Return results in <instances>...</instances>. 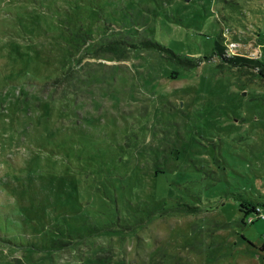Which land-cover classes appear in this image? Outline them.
Masks as SVG:
<instances>
[{"label": "rangeland", "instance_id": "rangeland-1", "mask_svg": "<svg viewBox=\"0 0 264 264\" xmlns=\"http://www.w3.org/2000/svg\"><path fill=\"white\" fill-rule=\"evenodd\" d=\"M263 41L264 0H0V264H264Z\"/></svg>", "mask_w": 264, "mask_h": 264}, {"label": "trees", "instance_id": "trees-1", "mask_svg": "<svg viewBox=\"0 0 264 264\" xmlns=\"http://www.w3.org/2000/svg\"><path fill=\"white\" fill-rule=\"evenodd\" d=\"M220 36H221V38L220 37H218L216 40H215V45H214V53H216L215 51L217 50L218 52L220 51L221 53H223V50H224V46H223V43H222V38H223V34L221 35L220 34ZM154 43L157 45V46H163V45H161V43H158V41H154ZM164 48L166 49V50H168V51H170V52H172L173 54H174V57L176 58V60L178 59L180 62H184L186 65H193V61L192 60H188V59H181V57L180 56H178V55H176V53H175V51L174 50H172L171 48H168L167 46H164ZM170 56H168V58H169ZM173 56H172V58H174ZM174 58V59H175ZM205 58H207V59H209L210 57H205ZM226 59H227V63L228 64H225V65H228V67H230V65H238L239 63H244V61L246 60V58H243V57H241V56H230V57H225ZM115 188H118V186L117 185H115L114 186ZM261 205H264V204H261ZM241 206H242V204H241ZM260 210V209H259ZM84 212L85 213H87V209L86 208H84ZM247 214H250L251 212H249V210H247V211H245ZM62 218H60V219H58L59 221V223L61 222V221H63L64 219L66 220V218H64L63 216H61ZM64 220V221H65ZM53 232V231H52ZM53 234H54V236H57V235H60V234H62V232L61 231H54L53 232Z\"/></svg>", "mask_w": 264, "mask_h": 264}, {"label": "built area", "instance_id": "built-area-1", "mask_svg": "<svg viewBox=\"0 0 264 264\" xmlns=\"http://www.w3.org/2000/svg\"><path fill=\"white\" fill-rule=\"evenodd\" d=\"M228 30H230V29H228ZM228 30L226 32H223V34L225 36H227V34L229 32ZM242 42H244V41L241 38L240 39L238 38L237 40H233L232 42L228 43V45L226 46V51L229 52V55H232V54L241 55V56L245 55V52H243L242 50L241 51L237 50L238 48L242 47V44H241ZM262 47L264 48V41L261 42L260 45H259L260 49ZM252 54H253V56H255L256 52H253Z\"/></svg>", "mask_w": 264, "mask_h": 264}]
</instances>
